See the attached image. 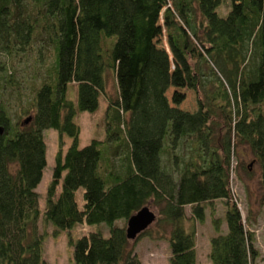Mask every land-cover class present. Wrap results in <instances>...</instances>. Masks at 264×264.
<instances>
[{
  "label": "trees",
  "instance_id": "trees-1",
  "mask_svg": "<svg viewBox=\"0 0 264 264\" xmlns=\"http://www.w3.org/2000/svg\"><path fill=\"white\" fill-rule=\"evenodd\" d=\"M221 2L36 0L28 12L21 0H0V54L27 63L41 26L53 49L43 70V47L35 49L30 76L14 77L0 61V92L9 87L15 101L0 99V264H47L40 219L56 229L107 225L106 236L90 231L70 239L72 264H142L125 224L149 204L156 218L137 237L165 238L169 264H196V223L217 199L225 230L215 218L211 264H257L249 226L260 212L248 204L242 215L230 171L232 155L247 148L259 167L256 201L264 206V0H229L219 15ZM69 82L76 104L66 97ZM188 92L192 109L183 107ZM100 94L115 130L106 142L93 138L79 147L73 116L77 108L95 110ZM49 127L73 141L63 153L59 140L39 218L35 187Z\"/></svg>",
  "mask_w": 264,
  "mask_h": 264
},
{
  "label": "rangeland",
  "instance_id": "rangeland-1",
  "mask_svg": "<svg viewBox=\"0 0 264 264\" xmlns=\"http://www.w3.org/2000/svg\"><path fill=\"white\" fill-rule=\"evenodd\" d=\"M21 1L27 5L28 12L31 11V9H37L36 0ZM229 8V0H222L216 11L219 15H224ZM43 20L44 19H42V21ZM40 23L41 20L38 23L39 27ZM50 41L49 34L44 26H41V30L36 33L31 41L32 48L34 47L35 49H38L39 46L43 47L41 48V51L44 56V63L41 64L38 62L37 64L38 67L42 66L41 70L45 68L46 63H49L53 59V49ZM162 42L166 45L165 38L162 39ZM35 49L28 51L29 55L26 56V59H28L27 63H25V57H15V59L9 60L6 56L4 57V55L0 54L2 67L8 65L10 70L13 71L14 69V77H21L22 75L30 76L33 73L32 57L36 55ZM2 71L3 70H0V73H2ZM107 78V92L110 94L114 91V84L110 74L107 75ZM1 90L3 93L0 92V99H7V102L9 100V102L11 101L12 103L13 101V103H15L13 99L14 93H12L13 91L9 87ZM76 91V84L69 82L67 84L66 97L72 100L74 104H76ZM186 96L187 97L183 103V107L192 109L194 106V95L192 92H188ZM106 113L107 101L105 100V96L103 94L99 95L98 105L95 110L88 111L80 110L78 108L76 109L73 120L78 126L77 145L79 147L87 144L93 138L106 142V137L110 130H115L114 126L111 125L109 115ZM106 115L108 117H106ZM42 134L46 143V165L43 168L41 179L35 187V191L38 193L39 218L42 216L45 193L51 179V170L59 147V140H62L63 153L73 141V138L67 133H62L60 137L58 131L52 127L43 129ZM246 166L251 172L250 175H247L246 172L243 171V168H246ZM230 188L242 215L246 214L248 204H250L252 212H260L256 217V222L249 227L254 231V245L259 251L257 264H264V206H260L256 201V197H258L260 193L259 167L257 163L254 162V157L247 148L240 147L236 150V153L232 155ZM58 191L59 187L57 188V192ZM81 192V187L75 192L76 200L79 204L81 201ZM147 206L150 210L157 214V207L152 204ZM188 210L189 208L187 207V211ZM223 212V204L221 200L217 199L214 201L212 210L210 207L206 208L205 220L203 222L196 223V264H211L210 259L208 258L209 239L211 236L216 234L213 220L216 218L219 221V230L224 231L225 223L223 219ZM121 220L122 219L116 220L115 224L120 225L122 223ZM38 229L41 230V232H45L42 256L47 264H72L73 247L70 243V239L75 240L82 234L90 231H100L104 236L108 234V228L105 223L88 224L85 222H77L68 229H56L51 222H43L40 219L38 220ZM129 245L134 248L142 264H169L168 258L170 255V248L168 241L165 238L150 237L145 235L137 237L134 240H129Z\"/></svg>",
  "mask_w": 264,
  "mask_h": 264
},
{
  "label": "water",
  "instance_id": "water-1",
  "mask_svg": "<svg viewBox=\"0 0 264 264\" xmlns=\"http://www.w3.org/2000/svg\"><path fill=\"white\" fill-rule=\"evenodd\" d=\"M30 116H27L23 122L27 123ZM156 218V214L144 205L132 213L126 220L125 234L129 240H134L137 235L149 227Z\"/></svg>",
  "mask_w": 264,
  "mask_h": 264
}]
</instances>
